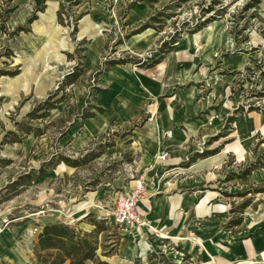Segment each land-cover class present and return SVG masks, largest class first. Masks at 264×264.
Masks as SVG:
<instances>
[{
    "label": "rangeland",
    "instance_id": "obj_1",
    "mask_svg": "<svg viewBox=\"0 0 264 264\" xmlns=\"http://www.w3.org/2000/svg\"><path fill=\"white\" fill-rule=\"evenodd\" d=\"M214 1L220 3L204 12L212 0H0V14L7 17V32L0 29V71L18 70L15 76L0 77V142L14 128V121L56 90L62 73L75 70L78 74L72 85L57 91V96L62 91L66 94V102L58 103L49 117L29 122L43 129L41 137L28 135L20 143L0 145V193L54 154L93 155L78 168L62 162L26 184L8 188L18 194L0 203V255L22 249L26 258L22 264H38L33 247L44 225L68 223L90 232L94 229L90 222L96 221L102 228L96 236V253L110 264H209L211 260L193 250L190 241L199 239L189 229L158 228L148 221V167L156 160L155 143L164 144L170 128L186 130L184 122L170 126L169 119L175 113L190 112L191 102H195L192 112L203 107L195 118L200 125L223 119L214 144L218 152L224 147L228 152L214 170L215 181L189 192L201 190L203 198L210 192L215 196L206 205L214 201L217 211L227 214L219 217L209 212L212 218H220L216 221L221 230L235 234L255 218L264 206V180L240 178L251 164L264 167V134L253 142L239 143L233 130L242 112L264 113V0ZM61 3L63 22L56 14ZM222 7L223 11L218 10ZM34 15L36 19L28 25ZM208 17H212L210 22L188 33ZM145 23L150 27L130 36ZM17 26L28 31L13 34ZM173 35L182 37L161 65L157 63L164 69L156 71L155 64L151 71L154 83L166 80L169 88L148 98L151 88L146 81L151 72L140 70L144 68L135 61L156 59L161 42ZM113 58L130 62L119 70L121 64L114 65L108 76L99 74L105 59ZM116 101L122 109L108 121L106 132L80 151L74 152L68 141L58 137L73 122L72 131L80 130L84 110L91 112L96 103L103 105L95 111L99 116ZM98 120L89 118L85 131L90 133L89 125ZM85 140L81 135L77 144ZM112 143V147L104 146ZM151 149L154 154L149 159ZM138 178L147 184L138 200L139 220L119 230L102 214L113 207L116 193ZM201 199H196L193 208ZM200 215L209 217L207 212ZM75 216L82 222L75 221ZM161 233L166 237H160Z\"/></svg>",
    "mask_w": 264,
    "mask_h": 264
},
{
    "label": "crops",
    "instance_id": "obj_2",
    "mask_svg": "<svg viewBox=\"0 0 264 264\" xmlns=\"http://www.w3.org/2000/svg\"><path fill=\"white\" fill-rule=\"evenodd\" d=\"M17 1L18 0H14L15 3ZM8 25L13 26L14 22H9ZM158 64L155 65V70L162 71L164 67L159 69L158 67L161 64H159V66ZM125 65L126 64L118 65L117 70ZM113 66L107 71H104L107 76L108 72H112ZM153 68L154 67L152 66L139 69L142 71H148L149 73ZM116 71L114 73H116ZM151 74L152 72L148 74L146 81V85L151 88L150 91H148V98H152L150 95L158 94L160 91L164 92L168 87L166 80H161L159 81L160 83L155 81L154 83V76ZM64 75L65 73L61 74L62 77ZM0 77L5 78L6 76ZM1 95H3V92L0 93V96ZM66 99L63 101L66 102ZM124 104H126V102ZM189 105L190 112L186 115L175 113L169 119L170 126L184 122V124L187 125L186 130L181 131L175 128H170V130L168 129L169 136L167 141L164 144L160 142H157V144L155 143L157 146V155L163 150H166L169 153L167 158L164 160L157 159L154 163H150V166L148 167V221L151 224L154 223L158 228L166 225L168 229L173 226L180 228L181 226H184L183 229H189L193 233L192 236L195 237L194 239H199L198 241H190L193 250H195L198 255L200 254L202 258L211 260L212 264H264V206L260 208L258 214L252 221L248 220L240 231L233 234L230 231L221 230V224L217 225L216 218L219 220V217H224L227 214L225 212L217 211L215 204H212L214 201L209 207L206 205L215 199V196H211V192L208 194L205 193L204 198L202 195L203 191L201 190L189 192L202 187L206 183L211 184L215 181V179H213L215 178L214 170L224 162L228 152L227 148L224 147L221 152L203 158H197L195 161L188 163L190 157L195 153H201L204 150H212L216 148L214 141L210 144H207V142L211 137L217 134L223 123V119L219 118L216 123L214 122L211 124L207 121L204 126L200 125L195 118L196 115L203 110V107H199L195 109V112H192L191 110L195 107V102H191ZM95 106L99 107L98 110L100 111V108H102L103 105L96 103ZM121 109L122 108L121 106H118L117 101L110 107V110L107 113H101L99 116L95 115L96 109H94L93 117L82 119V123L84 124H80V130L72 131L74 130L72 127L75 125V122H73L72 126L65 130V134H58V137L64 142L68 141L74 152L80 151L92 140V138L106 132L108 121L110 119L112 120L116 112ZM89 118L99 119L96 124L89 125L90 133H88V131L86 132L84 129ZM235 124L233 138L238 140L239 143L244 141L248 143L253 142V140L264 134V113L257 111L242 112L241 115L237 117ZM164 126L165 123L163 124V127ZM164 129H167V127H164ZM81 135H83L86 140L78 145L77 143L79 142ZM151 150L148 151L149 159L154 154V150ZM262 151H264V149ZM178 176L180 178H177ZM158 177L160 178L159 180ZM249 179L263 181L264 167L260 170H254L250 174L240 178L242 181H247ZM132 185L133 180L127 182L125 187ZM146 185L145 181V186ZM192 196L195 197L192 199ZM189 197H191V200L187 201ZM201 197L202 199L198 206L193 208L196 199ZM137 205L139 208V202ZM182 211H184L183 214H181ZM212 211H215L214 213L219 215V217L212 218L209 213ZM206 212L209 214V217L200 215L202 213L206 214ZM75 214H78V212ZM194 216L202 217V219L193 220ZM153 219L156 220L154 221ZM75 221L82 222L81 220L79 221L77 217L75 218ZM180 233L182 232L180 231ZM24 257V250L21 249L13 255L1 254L0 261L3 264H22L26 260ZM211 262L209 264H211Z\"/></svg>",
    "mask_w": 264,
    "mask_h": 264
},
{
    "label": "trees",
    "instance_id": "obj_3",
    "mask_svg": "<svg viewBox=\"0 0 264 264\" xmlns=\"http://www.w3.org/2000/svg\"><path fill=\"white\" fill-rule=\"evenodd\" d=\"M45 0H43L44 3ZM220 1H214L206 7V9H202L204 12H208L213 5L212 4H219ZM222 5V4H221ZM62 9L63 4H60L59 9L57 10V19L60 22H63L62 18ZM224 7L218 9L223 11ZM5 11V12H11ZM36 19V16H32L27 20V24H31L33 20ZM80 19V14L78 15L77 20ZM0 29L4 33L7 32L6 28V21L7 17L4 14H0ZM154 20V19H152ZM212 17L205 18L204 20L200 21L196 24V26L190 30L188 33H193L201 29L206 23L210 22ZM77 22H75L74 30L77 29ZM150 25L142 24L137 29H135L131 34H138L144 31L146 28H149ZM20 31H28V28L23 26H17L12 33L16 34ZM185 34L182 33V35ZM182 35H173L169 38V40H164L161 42L160 47L158 49L159 56L156 59H153L150 63H144L140 61H135L139 67L142 68H149L154 66L155 64L162 61V59L177 45V42L182 37ZM179 43V42H178ZM130 62L127 59H105L104 67H102L98 73L102 74L104 71H107L111 66L115 64H126ZM79 64L76 65V67ZM18 74V70H2L0 71V76H15ZM78 74L76 71H72L66 73L63 76V80L60 82L58 87L55 91L50 92L48 96L38 103H36L26 114L25 116L18 121H14L13 125L14 128L7 130L0 142V145H5L9 143H20L26 136L34 135L35 137H40L44 134L43 129H41L38 125L29 123L30 121H38L43 120L50 116V112L56 109L58 103L65 100L67 98L66 94L62 91L60 96H57V91L63 90L62 87L72 85ZM93 109L98 110L99 107L93 106ZM252 110V109H250ZM94 116V110L91 112H84L81 114V119H85L88 117ZM232 119V118H231ZM29 120V121H25ZM72 125V124H71ZM60 135L65 134V131L59 132ZM220 135H215L211 137V139L207 142L210 144L212 141H216ZM114 144H105L106 148L113 146ZM105 151H101L100 154L104 153ZM217 149L212 150H204L201 153H195L192 157H190L188 163L195 161L197 158H203L206 156L213 155L217 153ZM93 157L91 152H86L81 157H73L69 155H62V154H54L48 159H45L42 164L38 168H31L30 171L23 175H19L17 180L10 183V186L5 187V191L0 193V203L9 200L11 197L18 194V191L14 188L13 192L8 190L9 187H16L17 185L26 184L28 181H32L39 175H44L48 171L54 169L58 164L65 163L67 166L78 168L83 163H87L90 158ZM5 161L3 160V163ZM263 167L262 163H254L249 165L246 170L242 173V177L250 174L252 171ZM3 189V190H4ZM89 215V214H88ZM86 215L84 218H86ZM83 218V219H84ZM90 224L94 225V229L90 232L82 231L76 229L71 224H64V223H50L43 226L41 232L37 236V241L33 247V253L36 255V259L38 264H86L87 262H92L93 264H110L105 260H101L97 255L96 251L99 247L98 240L96 238L97 234L102 230L101 226L98 222L92 221ZM107 256V253L104 251L103 253ZM111 254V253H110Z\"/></svg>",
    "mask_w": 264,
    "mask_h": 264
},
{
    "label": "built area",
    "instance_id": "obj_4",
    "mask_svg": "<svg viewBox=\"0 0 264 264\" xmlns=\"http://www.w3.org/2000/svg\"><path fill=\"white\" fill-rule=\"evenodd\" d=\"M168 151L163 150L157 156L156 160H164L168 157ZM145 189V180L142 178L133 179L132 186H123L121 191L115 195V204L107 212H103L104 218H109L111 225L119 230L131 228L139 220L138 200Z\"/></svg>",
    "mask_w": 264,
    "mask_h": 264
},
{
    "label": "bare ground",
    "instance_id": "obj_5",
    "mask_svg": "<svg viewBox=\"0 0 264 264\" xmlns=\"http://www.w3.org/2000/svg\"><path fill=\"white\" fill-rule=\"evenodd\" d=\"M203 104V103H202ZM200 106V105H199ZM191 199L190 198H188V200L187 201H190ZM160 237H166V235L165 234H162L161 233V236Z\"/></svg>",
    "mask_w": 264,
    "mask_h": 264
},
{
    "label": "water",
    "instance_id": "obj_6",
    "mask_svg": "<svg viewBox=\"0 0 264 264\" xmlns=\"http://www.w3.org/2000/svg\"><path fill=\"white\" fill-rule=\"evenodd\" d=\"M58 70H60V71H62V70H63V67H62V65H59V66H58Z\"/></svg>",
    "mask_w": 264,
    "mask_h": 264
}]
</instances>
